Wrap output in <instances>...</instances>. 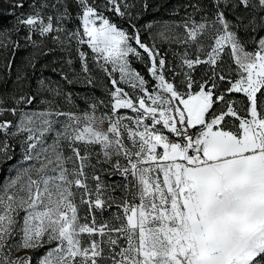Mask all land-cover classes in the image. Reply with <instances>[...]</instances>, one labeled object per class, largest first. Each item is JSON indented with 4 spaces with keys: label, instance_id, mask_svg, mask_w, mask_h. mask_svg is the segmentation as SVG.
Instances as JSON below:
<instances>
[{
    "label": "snow or ice",
    "instance_id": "obj_1",
    "mask_svg": "<svg viewBox=\"0 0 264 264\" xmlns=\"http://www.w3.org/2000/svg\"><path fill=\"white\" fill-rule=\"evenodd\" d=\"M0 8V264H264V0Z\"/></svg>",
    "mask_w": 264,
    "mask_h": 264
},
{
    "label": "rangeland",
    "instance_id": "obj_2",
    "mask_svg": "<svg viewBox=\"0 0 264 264\" xmlns=\"http://www.w3.org/2000/svg\"><path fill=\"white\" fill-rule=\"evenodd\" d=\"M154 2L157 3H162L163 0H154ZM4 4H7V0H3ZM171 7V3L166 4L163 8H161L159 13L156 12H149L145 15L144 20H150L152 19L154 16L155 17H164V18H168L169 16V9ZM27 10V8H25V11ZM11 12V8H0V13H3V15H0V26H10L11 24L14 23V19L11 15H9V13ZM24 33L21 32L20 33V43L22 45L21 48H19L17 50V55L15 57V66L20 68V70L22 71H28L29 74L32 76V83L33 86H35V80L37 77H46L52 80H57L60 79V73L61 71H67L66 66L63 63V58H64V53L56 50L52 53H49L47 56H43L39 59V61L37 62V66L35 70L32 69H26L25 65L27 64V60L26 58L29 57L31 55V53L34 51L33 47L28 44L24 39H23ZM15 38V37H14ZM47 47H55L54 45H52L49 41H45V48L44 50H47ZM76 63V67L78 70L79 67V62L75 61ZM139 70L143 71V66L140 64H136L135 65ZM56 69V71L54 72L53 69ZM15 80V68L13 70V74L10 77L9 80V84H8V90L11 91L13 88V81ZM68 90L73 92V95L76 97H83L87 94V89L82 87L79 84H75V85H69L67 86ZM101 94V90L97 89L96 90V95H100ZM76 103L79 104L81 106V108L84 107V101L82 99H77ZM17 152V160L19 158V153H20V149L17 148L16 149ZM16 161H13V163H15ZM14 175V171H10L8 168H4L2 171H0V176H2L5 180L11 176Z\"/></svg>",
    "mask_w": 264,
    "mask_h": 264
}]
</instances>
